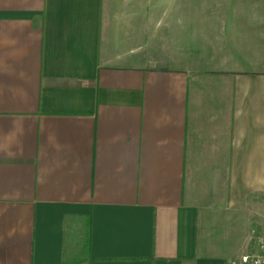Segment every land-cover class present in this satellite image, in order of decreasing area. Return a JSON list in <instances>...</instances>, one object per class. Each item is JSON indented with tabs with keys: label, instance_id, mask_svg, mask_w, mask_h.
Returning <instances> with one entry per match:
<instances>
[{
	"label": "crops",
	"instance_id": "crops-1",
	"mask_svg": "<svg viewBox=\"0 0 264 264\" xmlns=\"http://www.w3.org/2000/svg\"><path fill=\"white\" fill-rule=\"evenodd\" d=\"M167 6L0 0V264H229L247 249L264 29L253 10L263 46L237 58L207 35L231 8L196 39Z\"/></svg>",
	"mask_w": 264,
	"mask_h": 264
},
{
	"label": "rangeland",
	"instance_id": "rangeland-1",
	"mask_svg": "<svg viewBox=\"0 0 264 264\" xmlns=\"http://www.w3.org/2000/svg\"><path fill=\"white\" fill-rule=\"evenodd\" d=\"M171 2L172 9L170 7L171 5L163 9L170 10L171 13L175 6L178 9L175 16V24L177 25L180 23L181 26H184V21L192 23L196 39L200 38L204 23H206L209 18L207 15L209 10H211L210 12L212 13L223 8H231L236 19L232 22H227L223 28L218 22L210 21L209 31L211 32H208L207 35L210 33V37L214 38V41H218V39L224 40L227 50L235 51L237 54H240V56L235 54L237 58L251 57L252 54L253 57L260 55L259 50L261 51L263 45H259L261 43L259 39L262 38L259 31L260 29H264V0H171ZM253 10H255L258 16L257 28L259 31L255 28H251L249 19L253 16ZM170 17H173V13ZM225 17L227 18L228 16ZM169 23L170 21H168V24ZM224 30L225 33L220 35L219 33ZM255 197L256 206H253V231L250 234L247 249L244 250L242 252L243 255L240 256L259 254L263 246L261 241L264 239V195ZM237 257L239 256H234L230 262Z\"/></svg>",
	"mask_w": 264,
	"mask_h": 264
},
{
	"label": "built area",
	"instance_id": "built-area-1",
	"mask_svg": "<svg viewBox=\"0 0 264 264\" xmlns=\"http://www.w3.org/2000/svg\"><path fill=\"white\" fill-rule=\"evenodd\" d=\"M261 243L263 246L259 254L239 256L229 264H264V239Z\"/></svg>",
	"mask_w": 264,
	"mask_h": 264
}]
</instances>
